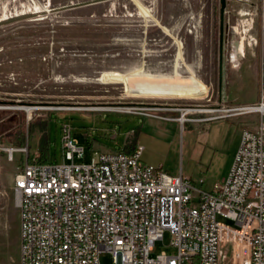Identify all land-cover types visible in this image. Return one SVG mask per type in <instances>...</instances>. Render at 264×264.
I'll list each match as a JSON object with an SVG mask.
<instances>
[{
    "label": "rangeland",
    "instance_id": "374dc122",
    "mask_svg": "<svg viewBox=\"0 0 264 264\" xmlns=\"http://www.w3.org/2000/svg\"><path fill=\"white\" fill-rule=\"evenodd\" d=\"M263 65L264 0H227L223 14L220 0H0V106L10 107L0 108V264H20L13 183L25 154L11 158L7 148L29 146L41 158L49 145L47 161L63 162L68 124L85 148L77 162L141 143L144 162L210 190L231 166L240 129L227 119L245 116L257 129L261 117L207 118L255 102L261 83L256 99L243 101ZM23 105L45 108L29 119L13 108ZM113 106L141 109H76ZM186 108L215 111L188 113L181 122ZM171 238L166 230L150 256L176 252ZM99 259L114 264L108 251Z\"/></svg>",
    "mask_w": 264,
    "mask_h": 264
},
{
    "label": "built area",
    "instance_id": "2783aa9c",
    "mask_svg": "<svg viewBox=\"0 0 264 264\" xmlns=\"http://www.w3.org/2000/svg\"><path fill=\"white\" fill-rule=\"evenodd\" d=\"M218 111L207 120L261 121L243 130L227 175L210 190L144 162L139 143L77 162L85 148L68 124L63 162L42 161L29 146L7 148L11 158L25 154L13 183L20 264H101L103 251L114 264H264V87L255 102ZM166 230L176 252L151 257Z\"/></svg>",
    "mask_w": 264,
    "mask_h": 264
},
{
    "label": "bare ground",
    "instance_id": "6f19581e",
    "mask_svg": "<svg viewBox=\"0 0 264 264\" xmlns=\"http://www.w3.org/2000/svg\"><path fill=\"white\" fill-rule=\"evenodd\" d=\"M236 29H238V28H236ZM237 50L244 56V54H245V37L240 41V44H239ZM232 58H233V61H235V62L238 61V57H237L236 51L232 54ZM0 108H10V107L0 106ZM13 108H18V109L25 110L27 112V114H28V118L31 119L32 115H33V112L35 110L45 108V106L44 107H40V106H31V105H25L24 106L23 105V106H16V107H13ZM46 108L47 109H68V108H63V107H52V106H49V107H46ZM76 109H81V110H84V109H87V110L110 109L111 110L112 109V110H122V111L129 112V111L137 110V109H141V108H136V107H114L113 106V107H83V108H81V107L77 108L76 107ZM180 111L182 112V114H181L180 118H178V120L181 121V122H184L185 120H189L188 117H187L188 113L213 112V111H215V109H191V108H186V109H180Z\"/></svg>",
    "mask_w": 264,
    "mask_h": 264
},
{
    "label": "crops",
    "instance_id": "0c3cea01",
    "mask_svg": "<svg viewBox=\"0 0 264 264\" xmlns=\"http://www.w3.org/2000/svg\"><path fill=\"white\" fill-rule=\"evenodd\" d=\"M256 69H257V73H259V67H258V65H256ZM243 83V82H242ZM242 83H241V85H242ZM260 83L261 84H263L264 85V65H263V67H262V70H261V78H260V76H259V74H258V78H257V86H256V90H254L253 92H252V95H251V97H249L247 100H245V101H243V102H251V101H254V99H256V97H257V93H258V91H259V88H258V86L260 85ZM234 96L235 97H237L238 98V95L237 94H234ZM238 99H240V98H238ZM253 116H257V115H253ZM245 116H243V117H236V118H230V119H227V120H232V121H235V122H237V124H238V126L240 127V129H238L237 130V132H236V134H235V137L232 139V141H231V145H230V151H233V156H234V154H235V152L237 151V148H238V146H239V143H240V139H241V135H242V132H243V130L244 129H252L251 127H247L248 125H247V123H255V122H253V121H250V120H248V119H246V118H244ZM219 120H222V119H215V120H213V121H219ZM250 126H253V125H250ZM137 144V143H136ZM135 144V145H136ZM139 144H141V143H139ZM135 145H130V147H129V149H127L128 151H131L132 149H133V147L135 146ZM143 145V144H142ZM126 150V149H125ZM30 153L31 154H33V153H35V154H38V155H40L39 153H38V151H36V150H34V152H31L30 151ZM44 155H47V156H50V154H49V145H48V153L47 154H43L42 156H44ZM233 156H232V161H233ZM232 161H231V164H232ZM230 168V167H229ZM228 173V172H227ZM227 175V174H226ZM189 177V176H188ZM201 180H203V179H201Z\"/></svg>",
    "mask_w": 264,
    "mask_h": 264
},
{
    "label": "water",
    "instance_id": "95a60500",
    "mask_svg": "<svg viewBox=\"0 0 264 264\" xmlns=\"http://www.w3.org/2000/svg\"><path fill=\"white\" fill-rule=\"evenodd\" d=\"M220 3H221V13L223 14L225 12V8H226V5H227V0H220Z\"/></svg>",
    "mask_w": 264,
    "mask_h": 264
},
{
    "label": "trees",
    "instance_id": "16d2710c",
    "mask_svg": "<svg viewBox=\"0 0 264 264\" xmlns=\"http://www.w3.org/2000/svg\"><path fill=\"white\" fill-rule=\"evenodd\" d=\"M48 159H49V156H47V155H44V156L41 157L42 161H47Z\"/></svg>",
    "mask_w": 264,
    "mask_h": 264
}]
</instances>
